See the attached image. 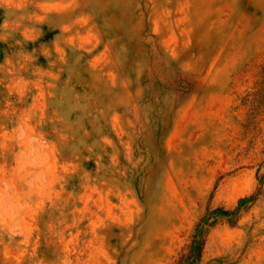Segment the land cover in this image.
<instances>
[{"label": "rangeland", "instance_id": "1", "mask_svg": "<svg viewBox=\"0 0 264 264\" xmlns=\"http://www.w3.org/2000/svg\"><path fill=\"white\" fill-rule=\"evenodd\" d=\"M0 264H264V0H0Z\"/></svg>", "mask_w": 264, "mask_h": 264}]
</instances>
